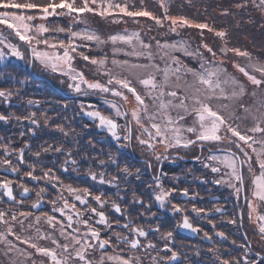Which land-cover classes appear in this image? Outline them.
<instances>
[{
	"label": "snow or ice",
	"instance_id": "obj_1",
	"mask_svg": "<svg viewBox=\"0 0 264 264\" xmlns=\"http://www.w3.org/2000/svg\"><path fill=\"white\" fill-rule=\"evenodd\" d=\"M158 6L162 10L160 15L147 10L144 6V0H139V10H130V7L135 9L137 5L132 4L130 6L128 0H0V83L25 84L26 81L17 80L6 70L9 67H14L11 64V58L25 60L26 56H30L31 63L70 77L72 83H69L68 87L77 93L82 91L81 85L84 84L87 89L98 90L119 98L107 101V103L110 109L114 110L115 118L125 120V124L122 126L125 130L123 136L117 133L118 127L121 126L117 124L116 119L95 110L88 111L85 115L92 118L94 123L98 121L97 126L106 129L111 134L117 142V150L121 152L128 149L135 139L137 144L153 154L157 161H160L169 157L158 153L157 145H162L167 152L169 149L189 148L197 144L203 147L205 142L219 144L227 140L230 145L235 146L242 159L230 149L218 148L217 151L222 155L213 153L207 157V160L219 161L227 169H230L229 172L225 173L229 177L227 183L232 187L237 198L241 196L242 192L244 193L247 215L251 219L253 214H256V220L259 222L258 231L264 240V64H250L248 66L259 74V78L256 74H250L245 67L235 65L254 88L261 90L262 96L255 112L249 108L243 109L246 114L251 116L254 126L242 129L237 123L241 117L229 110V103H219L215 108L212 105V101H235L245 91L244 85L239 83L235 77L229 76L226 69L220 66L223 61H217L216 57L218 52L225 57L229 53L239 57H249V53L241 51L239 48L227 47V42L224 39L227 35L225 31L214 32L216 37L224 41L218 50L214 49L204 41V31H214L208 23H193L185 16L170 15L168 0H158ZM245 6L243 4L238 5V7ZM255 6L264 7V0H259V4ZM224 14H227V10ZM64 16L73 21L67 30L64 27H50L52 24L50 18L55 19ZM88 16L112 19L116 23L122 22L123 17L149 18L158 27L167 26L168 31L172 33H178L179 30L185 28H195L200 30L201 43L194 50L189 51L187 41L179 40L172 43L165 41L161 44L157 40L155 48L158 53H163L161 59H164V56L168 58L165 60V67L161 69L154 62L152 43H145L141 40L138 32H133L130 35L113 34L104 39L95 30L87 26L80 31L72 30L78 23L86 24ZM37 21L43 22L37 23ZM4 31L16 39V43H12L5 37ZM60 33L65 34V39L57 38ZM134 40L137 43H134ZM117 42L130 45V50L126 51L122 47H117ZM91 43H95L101 48L111 43L113 58L109 61L106 56L97 59L85 55V51H90ZM48 50H56V54L51 55ZM175 51H181L185 56L198 59L199 66L193 68L183 65L176 56L172 55ZM205 52L208 54L207 57ZM118 55H123L125 58L116 59L115 57ZM77 57L90 65H96L99 69H103V75L106 77L105 83L98 80L89 82L84 78L83 72H77L73 69L72 61ZM139 61L147 62L141 63ZM168 61H171V64ZM109 63L112 67H108ZM172 64L177 67L173 68ZM189 75L192 77L191 83L184 80L183 87H181L182 78ZM131 77H135V79ZM173 78L176 81L175 84L170 82ZM229 88L231 89L230 92L228 91ZM16 94L19 95L18 89ZM129 95L135 102V106L130 111L125 107L129 101ZM253 95L255 96L256 93L253 92ZM12 97V90L0 88V99L8 103L9 107L13 106L10 103ZM27 104L36 106L40 105L41 102L29 99ZM173 109L176 110L175 118L169 115ZM185 115L194 117L193 126H182ZM13 118L18 122L21 120L29 121L33 129H39L41 124L35 112L25 117L15 116L14 113L7 115L0 113V121L5 123ZM48 122V118L45 116L43 118L44 125H47ZM57 128L63 132L61 126L57 125ZM184 133L190 134L194 139L190 138L189 135H184ZM33 135H35L34 131ZM64 135L68 136L69 133H64ZM89 143L91 146V142ZM30 147L31 145L25 144L18 150H10L7 144L0 145V151H3L4 154V158L0 159V168L10 171V173L19 174V166L26 163L24 159L25 150ZM49 152L66 156L60 169L61 172L75 170V167L70 169V166H77V161L72 158L73 153L70 150L66 151L63 147L51 144L47 147L41 145L40 150L33 155L39 162L42 153ZM12 155L16 156L15 164L9 159ZM108 155L109 165L119 169L120 160L112 157L110 153ZM253 158L255 164L258 165V175L253 173ZM196 159L199 160L200 158L196 157ZM105 164L104 160H98L97 166L104 167ZM245 165L249 173L253 174L250 190L245 188V177L241 172ZM26 166L29 171L24 173V177L21 179L26 177L36 183L44 180L53 187L59 186L61 192L55 199L48 202L52 205L51 215L47 213L34 215L43 206L42 202L47 194L46 189L40 188L35 192L36 199L30 205L32 211H23L21 210L25 207L23 200H16L13 193L14 181L0 179V190H2L0 203L6 197L7 202L16 205L15 208L0 207V252L5 257H10V264H36L35 254L46 258L48 264H108V262H112V264H144V257L135 254L141 248L144 249L145 253L149 250L157 252V255L147 257L149 264H181V254L174 250V244L170 246L168 242L173 240L172 231L163 234L162 239L165 240V243L162 249H157V246L151 242L146 245L142 244L139 239L140 237L146 238L150 231L158 232L159 226L146 231L142 226L135 225L129 219L125 224H120L119 221L115 224L116 228L124 229L128 233L127 235L114 231L111 236L107 232L102 234L99 226H103L109 231L113 230L112 223L109 222L105 211L102 209L110 204L113 212L120 214L122 218L127 209H122L120 203L116 201L102 199L103 193L93 195L88 188L80 189L71 185H64L52 169H40L42 176L38 177L35 175L36 166L34 164H27ZM204 166L210 168L213 174L221 172V168L213 167L211 163H205ZM147 167L151 168V163H148ZM87 175L93 181L98 180L100 184L119 188L118 177L105 179L104 172H94L91 170V166H89ZM119 175L131 177L133 173L125 166L119 169ZM140 175V170L137 169L136 179H139ZM165 176L166 173L161 171L153 177V185L149 186L151 199L160 209L168 210L173 215L182 217L174 226L176 230L185 229L198 233L201 229L194 227L190 222L186 207L171 203L177 194L183 198L195 199V197L189 196L188 188H165L162 183ZM222 182V179L201 180V183L220 184ZM16 186L21 189L19 195L22 198H27L30 189L23 183H18ZM64 191L74 197L73 203H69L63 194ZM118 199L123 202L124 197H118ZM58 201H62V203H58ZM76 202L83 207V211L77 209ZM131 203L139 205L148 213L151 212L153 206L151 203L145 204L144 200L137 198L135 193H133ZM92 204H96L98 207H93ZM69 209H71L72 214L67 215L65 222L64 216ZM191 211L197 216L208 215V210L197 208L195 205ZM214 211L222 212L224 210L218 207ZM57 213L60 214L59 219H57ZM243 214L242 210L241 217ZM139 215L143 216L144 213H139ZM73 216L76 217L75 220ZM93 216L98 217V219L93 220ZM152 218H156L155 213H152ZM42 222L50 226L51 230L42 231ZM229 222L235 224L237 221L233 219ZM73 224L76 227H73ZM81 227H83V231H81ZM69 229L71 230L69 231ZM57 231L59 236L55 235ZM203 235L205 240L211 242L212 237L207 232H204ZM216 235L222 241L227 239L223 232L216 233ZM60 238H63V243L60 242ZM113 239L115 243H113ZM42 240L49 241L50 246H41L40 241ZM232 244L235 245L236 241H232ZM21 245L27 247H21ZM120 245H126L127 250L120 248ZM110 247L114 254H107V249ZM240 247L244 249L242 256L230 259H224L216 250L210 249L209 253L214 255L212 264H264V249L253 253L255 259H252L249 256L251 246L245 242ZM29 249L34 251H29ZM97 249L101 253L98 260L94 258ZM117 249L119 250L117 251ZM160 251H163L165 255L160 256L158 254ZM224 255L230 254L224 253ZM41 264L44 262L41 261Z\"/></svg>",
	"mask_w": 264,
	"mask_h": 264
},
{
	"label": "flooded vegetation",
	"instance_id": "obj_2",
	"mask_svg": "<svg viewBox=\"0 0 264 264\" xmlns=\"http://www.w3.org/2000/svg\"><path fill=\"white\" fill-rule=\"evenodd\" d=\"M54 88L56 96L47 94L48 98L44 101H40L41 104L36 106H29L27 104L30 98V94L28 93H20V100H11L10 103L13 105L11 107H9L8 103L0 99V113H4L5 115L14 113L15 116L25 117L35 112L37 118L40 119L41 122L39 129H33L30 122L27 120L18 122L13 118L7 123L0 121V145L7 144L10 150H18L24 147L25 144L31 145L30 148L25 150L24 159L26 163L25 165L19 166V174L10 173V171L0 168V179L14 181V196L18 201L23 200L25 205L21 210L32 211L30 205L36 199L35 192L40 188H45L47 194L42 202L43 206L39 211L35 212L34 215H41L43 213L51 215L52 205L48 202L55 199L61 192L59 186L53 187L44 180L36 183L26 177L21 179L24 177V173L29 171L26 165L34 164L36 166L35 175L38 177L42 176L40 169H52L55 175L63 181L64 185H71L72 187L80 189L88 188L93 195L103 193L102 199L116 201L120 203L122 209H127L123 218L120 214L113 212L110 204L102 209L105 211L109 222L113 225L112 231H109L103 226H99L102 234L107 232L108 235L111 236L114 231L122 235H127L128 233L124 229L116 228L115 224L117 221H119L120 224H125L129 219H131L135 225L142 226L146 231L159 226L158 232L150 231L146 238L140 237L139 239L142 244L146 245L151 242L157 246V249H162L165 243V240L162 239L163 234L172 231L173 240L168 242L170 246L174 244V250L181 254V264H212L214 255L209 253L210 249L216 250L224 259L241 257L244 249H242L240 245L247 242L251 246L248 230L249 217L247 215V209L245 208L244 193L242 192L239 198L236 197L232 187L227 184L229 178L227 175L218 178L223 181L220 184L201 183L202 179L211 181L218 177V173L213 174L210 168L204 166L205 163H211L212 166L214 165L212 161L206 159V156L209 157V155L216 153L215 151H217V149H208L206 156H203L205 157V161L202 165V161L196 159V157L200 158L202 156L198 145L196 148L192 146L190 155L184 156L178 152H172V157L161 159L160 161H157L154 155L137 144L135 139L132 145L124 152L118 151L117 142L111 134L108 133L106 129L99 128L97 126L98 121L94 123L92 118L85 115L86 112L95 110L100 111L101 114L105 116L116 119L117 124L121 126L118 127L117 133L121 136L124 135L125 130L122 126L125 124V120L123 118H115L114 110L100 104L101 102L99 101L101 100L99 99H102L101 96L89 97L90 100L84 102L86 106H71L70 102L64 101L59 97H65V92L58 87L54 86ZM45 116L49 121L47 125L43 123V118ZM57 125L63 128V132L57 128ZM33 131L35 135H33ZM21 133H23V135H21ZM64 133H69V135L65 136ZM89 142H91V146ZM50 144L63 147L66 151L70 150L73 153L72 158L77 161V166H70V169L75 167L74 171L61 172L60 169L63 166V161L66 159V156L55 152L42 153L39 162H37L33 154L40 150L41 145L47 147ZM222 148L230 149L234 152L231 148ZM180 149L182 151L186 150L187 152L190 150L188 148ZM109 153L112 157L120 160L119 169L127 166L133 173V176L124 177L119 175V169L108 163ZM236 155L239 157V154L236 153ZM3 158V151H0V159ZM9 159L15 164V155L10 156ZM169 159L177 160V162H170ZM98 160H104L106 162L105 166L98 167ZM148 163H151V168L147 167ZM89 166H91V170L94 172H104L105 179L114 176L118 177L119 188L108 184H100L98 180H91L87 175ZM137 169H139L141 173L139 179H136L135 176ZM161 171L166 173V176L162 180L165 188H188L189 196L195 197V199L183 198L177 194L176 198L171 200V203L186 207L190 222L194 227L201 229L198 233L185 229L176 230L174 226L182 217L173 215L168 210L160 209L151 199L149 186L153 185V177L157 176ZM18 183H23L30 189L27 198H22L19 195L21 189L16 186ZM0 192H2V190H0ZM133 193H135L137 198L143 199L145 204L151 203L153 205L150 213L145 212V209L139 207V205H133L131 203ZM63 194L69 200L70 204L74 202V197H72L70 193L64 191ZM118 197H124L123 202L118 199ZM58 203H62V201H58ZM193 205L197 208L208 210V215L197 216L196 213L191 211ZM92 206L98 207L96 204H92ZM0 207L15 208L16 205L7 202V198L4 197L3 202L0 203ZM76 207L80 211L84 210L78 202H76ZM218 207L222 208L224 211L215 212L214 209ZM242 210L244 214L241 217L240 214ZM139 213H144V215L140 216ZM152 213H155V219L152 218ZM69 214H72L71 209H69L64 216L65 222ZM59 218L60 214L57 213V219ZM85 218H87V216H85ZM73 219L75 220L76 217L73 216ZM92 219L97 220L98 217L93 216ZM233 219L237 221L235 224L229 222ZM154 223H156V225ZM213 225H215V227H213ZM73 227H76V225L73 224ZM41 228L42 231L51 230L50 226L45 222L41 223ZM70 230L71 229H69V231ZM83 230V227H81V231ZM204 232H207L209 236L212 237L211 242L204 239ZM220 232L225 234V237H227L226 240L222 241V239L216 235V233ZM55 235L59 236L58 231ZM232 241H236V244L233 245ZM47 242L48 241L44 242V246H50V242L49 245H45ZM60 242L63 243V238H60ZM113 243H115L114 239ZM119 247L127 250L126 245H120ZM118 250L119 249H117V251ZM198 252L199 255H197ZM255 252L257 251L253 250L251 246L249 252L250 258L255 259L253 255ZM224 253H229L230 255H224ZM100 254L99 249H97L94 258L99 259ZM107 254H114L111 247L107 249ZM135 254L144 257V264H149L147 257L157 255V252L149 250L145 253L144 249L141 248L137 250ZM158 254L160 256L165 255L163 251H160ZM168 255H170V253H168ZM34 258L36 264H41V261H43L44 264H48L47 259L39 254H35Z\"/></svg>",
	"mask_w": 264,
	"mask_h": 264
},
{
	"label": "rangeland",
	"instance_id": "obj_3",
	"mask_svg": "<svg viewBox=\"0 0 264 264\" xmlns=\"http://www.w3.org/2000/svg\"><path fill=\"white\" fill-rule=\"evenodd\" d=\"M152 2V4L158 3V0H149ZM180 0H168V6H169V14L172 16H180V15H173L171 13L173 12H179V13H197L194 12L192 9V5L187 3L186 1L184 3H180ZM128 3L130 6L132 4H136L137 7L135 9H132L130 7V10H139V2L136 0H128ZM145 4V3H144ZM246 5L245 7H238V5ZM259 4V0H241L239 4L236 5V8L239 9V16L243 20H249L252 21L254 16H246L250 12L255 15L257 18V21L260 22V26L263 28L264 32V7H257L255 5ZM153 6V5H152ZM159 7V6H158ZM153 9H147L149 11H153L157 9V6L152 7ZM160 8V7H159ZM242 9V10H241ZM161 14V9L157 10ZM156 15H160L157 13H154ZM233 15V14H232ZM182 16V15H181ZM149 18H137L132 19L129 17H123L122 22L116 23L113 22L112 19H103L99 16H88L86 18V24H77L72 30L74 31H80L83 30L86 26L95 30L98 34L101 35L102 38L106 39L108 36L113 34H125L130 35L133 32L140 33V39L143 40L145 43L151 42L153 45V53H154V62L159 65V67L162 69L165 67V60H167V56H164V59H161V56L163 53H158L157 49L155 48V42L159 40L161 44H163L165 41L168 43H172L174 41L184 40L187 41L189 45V51L194 50L197 45L201 43V34L200 30L195 28H185L183 30H179L178 33H172L168 31L167 26L161 31H159L157 36L149 34V29L151 28L152 24H150L147 20ZM193 23H198L190 18H188ZM202 19H204V16H202ZM52 20V24L50 27H64L66 30L69 28L70 25L73 24V21L71 18L64 16L62 18H50ZM150 20V19H149ZM255 20V19H254ZM43 21H37V23H42ZM206 21H202L199 23H205ZM210 24V23H209ZM212 34L208 33L207 30L204 31V41L208 43L210 46H212L214 49H219L220 45L224 42L220 38L216 37L214 35L215 31H219L215 28H213ZM253 30V29H252ZM223 31V30H221ZM226 37L224 38H231V41L227 42V47L229 48H239L241 51H246L249 53V57H239L235 56L231 53L228 54V56H222L217 53L216 60L217 61H223V63L220 65L221 67L226 69V72L229 76L235 77L236 80L244 85L245 91L244 94L239 96L235 101H212V105L215 108L217 104L219 103H229L230 104V111L233 112L236 116L241 117L237 123L240 124V127L242 129L251 128L254 126V122L251 119V116L246 114L243 109L249 108L252 112H255L256 109L259 107V102L262 98L261 96V90L254 88L250 81L247 80V77L244 76L243 73H240L238 68L235 65H239L242 67H245L247 71H249L250 74H256L259 78V74L254 71V69L248 67L250 64H264V59L261 58L264 56L263 52H260L262 55H260L259 52H256L257 49L256 46L253 43H250L248 41L249 38H246L247 42H249L248 49H243V45H238V47L232 46L234 42L233 37L238 38L237 33L233 31H227ZM254 32V31H253ZM209 35H208V34ZM4 36L7 37L12 43H16V39H13L7 31H4ZM58 39H65V34L60 33L57 37ZM217 38L218 42H215V39ZM18 39V38H17ZM263 40L261 36H258V34L252 35V42H256L258 40ZM221 41V42H220ZM134 43H137L135 40ZM215 42V43H213ZM240 42V41H239ZM22 43V42H21ZM117 47H122L126 51L130 50V45H125L122 42H117ZM23 50V49H22ZM47 50V49H46ZM83 51V49H81ZM51 55L56 54V50H48ZM177 54H183V52L175 51L172 53V55ZM257 53V54H256ZM85 55H89L92 57H95L97 59L104 58L105 56L110 61L112 56V45L111 43L101 47H98L95 43L90 44V51H85ZM185 56V55H184ZM205 56L207 57L208 54L205 52ZM116 59H124L125 57L123 55H118L115 57ZM183 65H187L188 67L197 68L199 66V61L196 58L188 57L186 58H178ZM210 59V57H209ZM31 57L26 56L25 60H17L15 58H11V64L14 65V67H9L6 71L11 73L17 80H24L26 81L25 84H19V83H0V88L3 89H10L13 91V97L11 100H20V93H28L33 96V98H29L32 100H38V101H44L46 98H48L47 94H53L54 96V86L58 87L60 90L65 92L64 96H59L60 99L64 101L70 102L71 106H86L84 104L85 101L90 100L89 97H96L101 96L102 99H99L101 101L100 104L110 109L109 104L107 101L119 99L113 97L111 94H105L102 92H99L98 90H90L87 89V86L82 84V91L80 93H77L74 89H71L68 87L69 83H72L70 80V77H66L61 75L59 72H52L50 69H44L43 67L37 66L36 64H33L30 62ZM27 61V62H26ZM135 62V61H134ZM141 63H146L147 61H139ZM169 64H171V61H168ZM173 68L177 67L176 65H171ZM32 67V68H31ZM66 68V66H64ZM108 67H112L109 63ZM72 68L75 69L77 72H83L84 78L89 82H95L99 81L101 83H105L106 77L103 75V69H99L96 65H90L87 62L81 60L79 57L72 61ZM32 69V73L29 72V70ZM118 71V69H117ZM135 79V77H131ZM187 80L189 83L192 81V77L189 75L187 77H183L181 80V87H183V81ZM63 81V83H62ZM172 84H175L176 81L173 78L170 81ZM19 90V95L16 94V90ZM142 90V88H141ZM228 91L230 92L231 89L229 88ZM49 92V93H48ZM253 92L256 93V95H253ZM46 102V101H45ZM58 104V103H57ZM99 104V105H100ZM135 106L134 99L129 95V101L126 103L125 107L127 110H131ZM183 114V113H182ZM169 115H171L173 118L176 116V110L173 109L169 112ZM193 120L194 117L192 115H185L184 121L182 122L183 127H190L193 126ZM124 125V124H123ZM184 135H189L187 133H184ZM193 138L194 137H191ZM200 147V153L202 156L200 157V160L202 161L201 165L205 161L206 154L208 153V149H218L222 147L231 148L234 152L239 154L235 148V146L230 145L227 140H225L223 143H215V142H205L203 147L200 144H197ZM197 145L194 146V148L197 147ZM192 146H190L188 149L189 152L182 151L179 149H169L167 152H165L164 147L162 145H157V152L161 153L162 155H167L168 157H172V152H178L180 154H183L184 156L190 155L192 152ZM207 152V153H206ZM216 155H222V153L215 151ZM153 155V154H152ZM240 159V154L238 155ZM208 156H206L207 159ZM170 162H177V160L169 159ZM213 166L221 168V172L218 173V178L225 176L226 172H229L230 169H227L226 166L221 164L219 161H212ZM244 177H245V187L247 190H250L253 174L249 173L247 166L245 165L241 169ZM253 173L255 175L259 174L258 165L255 164L254 158H253ZM228 181V180H227ZM228 184V183H227ZM156 225V223H154ZM259 229V222L256 220V214H253V217L251 219H248V230H249V242L251 243V246L253 247V250L255 251H261V249H264V240H262L261 235L258 231ZM31 234V233H29ZM23 235V234H22ZM14 239V238H13ZM47 240L41 241V246H44V242ZM49 245V241L45 244ZM21 247H27L25 245H21ZM29 251H34L30 250ZM97 259V258H95ZM98 260V259H97ZM0 264H10V257H5L2 252H0ZM108 264H112V262H108Z\"/></svg>",
	"mask_w": 264,
	"mask_h": 264
},
{
	"label": "trees",
	"instance_id": "obj_4",
	"mask_svg": "<svg viewBox=\"0 0 264 264\" xmlns=\"http://www.w3.org/2000/svg\"><path fill=\"white\" fill-rule=\"evenodd\" d=\"M139 2V0H136ZM187 2L189 4H191L193 7V11L197 12V13H179V12H173L171 14L173 15H182L185 16L187 18H190L191 20L195 21V22H202V21H206L205 23H210V27L215 28L219 31L223 30H227L229 31H233L236 32L238 36V38H234V40L232 39V41L234 42V44L232 46L234 47H238V45H243V49H248L247 46H249V42L253 43L257 49L256 52H263L264 53V39L258 40L256 42H252V35L258 34V36H261L262 38H264V32H263V28L260 26V22L257 21V18L255 17L254 14H252V12H250L249 14H247L246 16H254V18L252 19V21L249 20H243L240 18L239 16V9L236 8V5L239 4L241 2V0H180V3H184ZM144 6L146 7V9H150L152 10L154 6H157V9L153 10V13H157L160 14L157 10L160 9L158 7V3H153L149 0H144ZM153 5V6H152ZM225 10H227V14L225 15ZM242 10V9H241ZM233 14V15H232ZM202 16H204V19H202ZM255 19V20H254ZM150 24H152L151 28L149 29V34H154L155 37L158 35L157 33L159 31L163 32L161 28H165L164 27H158L156 26L151 20H147ZM253 29V30H252ZM254 31V32H253ZM208 33L212 34L211 32L208 31ZM207 33V34H208ZM209 35V34H208ZM246 38H249L247 42ZM219 41V40H218ZM217 38L215 39V42H218ZM226 42L231 41V38H226L225 40ZM240 41V42H239ZM213 42V43H215ZM221 42V41H220ZM181 52V51H179ZM257 54V53H256ZM260 55H262L260 53ZM177 58H186V56L182 55V54H177L175 53V55ZM264 59V56L261 57ZM32 68V67H31ZM29 72L32 73V69L29 70ZM30 98H33V96L30 94L29 96Z\"/></svg>",
	"mask_w": 264,
	"mask_h": 264
}]
</instances>
